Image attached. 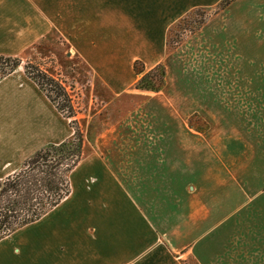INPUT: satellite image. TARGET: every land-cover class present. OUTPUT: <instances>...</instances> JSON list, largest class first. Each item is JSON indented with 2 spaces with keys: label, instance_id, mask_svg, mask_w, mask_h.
<instances>
[{
  "label": "crops",
  "instance_id": "crops-1",
  "mask_svg": "<svg viewBox=\"0 0 264 264\" xmlns=\"http://www.w3.org/2000/svg\"><path fill=\"white\" fill-rule=\"evenodd\" d=\"M220 2L0 0V55L55 33L108 97L81 128L69 194L0 240V264H264V0H234L166 45ZM136 60L164 65L162 90L134 88ZM20 67L0 79V180L73 134Z\"/></svg>",
  "mask_w": 264,
  "mask_h": 264
},
{
  "label": "trees",
  "instance_id": "trees-1",
  "mask_svg": "<svg viewBox=\"0 0 264 264\" xmlns=\"http://www.w3.org/2000/svg\"><path fill=\"white\" fill-rule=\"evenodd\" d=\"M234 0H221L214 10L219 12ZM207 9L195 8L180 18L168 31L167 50L173 51L182 41L178 35L173 40V29L189 25L192 17L193 26L187 33L198 31L207 21ZM210 15V14H209ZM22 65L18 57L0 55V79L14 72ZM24 74L44 93L56 110L69 120L73 129L72 136L59 143L50 144L28 158L21 169L0 181V240L17 229L40 219L54 208L70 192L68 176L82 157L83 134L75 120V111L71 100L61 82L37 65L26 62ZM138 79L134 88L140 91L157 93L165 84V67L158 64L145 70L142 62L136 60L132 65ZM61 99V102L58 101ZM190 120V125H191ZM202 131V128H198Z\"/></svg>",
  "mask_w": 264,
  "mask_h": 264
},
{
  "label": "rangeland",
  "instance_id": "rangeland-1",
  "mask_svg": "<svg viewBox=\"0 0 264 264\" xmlns=\"http://www.w3.org/2000/svg\"><path fill=\"white\" fill-rule=\"evenodd\" d=\"M215 8L212 10H207V21L210 16L215 14ZM193 20L194 18L192 19L191 17L190 19H188L187 23L193 26ZM182 26V29L191 28V26L189 25ZM182 29L174 28L173 33L170 36V40H173L175 37L180 35L183 38L181 41L182 43L189 35H192L187 33V30L183 31ZM179 45H177V47ZM20 59L22 61V65L20 68H23L22 66L26 62H31L32 64L37 65L41 70L45 71L47 74L51 75L52 77L56 78L61 82L62 86L66 90L67 95L71 100V104L75 111V120L77 121V125L80 130L82 127H84V124L87 122L86 120L88 116L100 110L102 108L103 101L108 100V97L106 96L107 94L101 87L99 82L92 78L90 71L76 56L69 53L65 42L60 39L55 33H52L47 36L44 41L40 42L39 45L36 44L35 48H30L26 55ZM58 101L61 102V99H58ZM79 120H81V122H79ZM194 122L196 123V126H198L199 128H203L202 123L198 119H194L193 123ZM239 223L240 210L239 208H237L234 209L233 225L232 231L230 233L233 240L224 241V243H226L227 245L226 248L239 250ZM222 232H224V230H222ZM187 264L195 263L188 260Z\"/></svg>",
  "mask_w": 264,
  "mask_h": 264
}]
</instances>
